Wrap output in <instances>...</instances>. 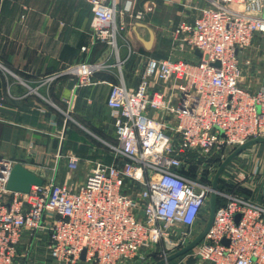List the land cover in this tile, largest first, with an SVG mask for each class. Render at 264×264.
<instances>
[{"label": "built area", "instance_id": "built-area-1", "mask_svg": "<svg viewBox=\"0 0 264 264\" xmlns=\"http://www.w3.org/2000/svg\"><path fill=\"white\" fill-rule=\"evenodd\" d=\"M84 1L93 12L92 44L111 38L108 43L120 62L117 33L125 29V18L143 19L152 8L118 9V0ZM177 2L192 20L181 19L174 27V55L148 58L137 86L123 79L111 84L106 102L115 116L121 158L95 162L77 189L49 180L24 193L7 188L18 162L0 157V264H27L29 244L23 237L43 229L51 256L60 264L166 258L168 248L188 244L212 193L213 181L181 173L189 154L220 157L206 163L203 177L209 180L235 148L264 137V60L257 64L259 59L247 53L255 39H264V0ZM196 49L202 52L199 61L193 58ZM106 65L80 60L63 72L77 77L76 86H88L97 83L94 75ZM253 81L259 85L253 87ZM81 161L71 154L68 169L77 170ZM223 177L237 185L246 175L232 173L227 165ZM220 194L227 200L217 205L196 257L211 264H264V207L219 189ZM178 224L185 228L178 230Z\"/></svg>", "mask_w": 264, "mask_h": 264}, {"label": "crops", "instance_id": "crops-1", "mask_svg": "<svg viewBox=\"0 0 264 264\" xmlns=\"http://www.w3.org/2000/svg\"><path fill=\"white\" fill-rule=\"evenodd\" d=\"M177 1L118 0V9L129 5L136 10L152 8L146 11L143 19L126 17L128 21L121 31L118 48L122 58L119 57L121 61L118 62L117 58L104 57L103 53L91 61L95 44L88 45V42L92 41L93 12L86 1L2 0L0 157L15 159L44 181L55 180L62 184L72 180L67 167V158L71 154L90 164L97 161L111 164L115 158H121L116 149L115 116L106 102L111 84L123 79L128 86H137L145 65L139 72L135 70L141 63L146 64L150 57L174 55L171 41L166 38L169 29L157 25L152 14L161 11L166 4L169 8L181 7L178 11L180 17L176 14L177 22L192 20L190 13L184 11ZM150 29L154 32V39L147 48L142 39H151ZM83 46L89 48L85 54ZM80 60L107 63L95 73L96 84L76 86L77 77L63 72L67 66ZM209 158L211 161L207 160ZM216 158L220 157L215 153L206 159L201 154H189L187 167L181 173L200 181L205 178L206 163ZM228 169L232 173L242 171L246 178L240 184L232 185L224 180L222 173L219 189L264 207V142L243 150L228 164ZM220 184H223L222 189ZM71 185L77 189L80 181H72ZM228 186L235 187L237 193L229 191ZM218 197L222 202L227 200L225 194ZM176 227L184 229L185 225ZM23 242L29 244L27 264H60L51 256L46 230L37 232L34 237L25 235ZM156 261L151 255L135 257L124 264H154ZM80 264L90 263L81 261ZM170 264L211 263L201 259L189 260L185 255Z\"/></svg>", "mask_w": 264, "mask_h": 264}, {"label": "rangeland", "instance_id": "rangeland-1", "mask_svg": "<svg viewBox=\"0 0 264 264\" xmlns=\"http://www.w3.org/2000/svg\"><path fill=\"white\" fill-rule=\"evenodd\" d=\"M175 5V4H174ZM170 6V5H169ZM169 8L166 4L164 6V8L161 11H156L154 14H152V20L155 21V23L157 25H164L165 26V30L169 29L166 38H168L170 41H172V36H173V30L174 27L176 26V24L178 23V18L177 15L180 17V9L181 7H172ZM183 8V7H182ZM179 11V12H178ZM178 12V13H177ZM128 20H126L125 18V22H127ZM90 33H92V27H90ZM91 36V34H90ZM89 36V37H90ZM120 36H121V32L119 31L117 33V46L119 48V42H120ZM111 38H104V39H100V40H96L95 41V45L93 46V51L92 54L95 57L96 55H102V53L104 54V57H110L113 56L114 58H117V56L115 55L116 53V49L115 47H113L112 45H110L108 43V40H110ZM91 40L88 42V45L91 44ZM135 42V41H134ZM253 45H251L250 47L247 48V53L250 55L254 54L256 56V60H258L257 64H262L263 60H264V39L258 38L254 40ZM256 45H258V50L256 49ZM95 49V50H94ZM84 53V52H83ZM85 54V53H84ZM119 57L122 58V53H119ZM177 57H183V58H191V56L188 53H177L176 54ZM82 57V55H81ZM80 57V58H81ZM195 60L200 59V57H193ZM145 64L141 63L139 68H137L135 71L139 72ZM128 67V66H127ZM250 75V74H249ZM253 75V74H252ZM251 75V76H252ZM248 78V76H247ZM253 87H256L259 85V82L257 83V81H255ZM169 118V117H168ZM170 119V118H169ZM84 163V164H83ZM93 164H90L89 161H81V164L79 166V168L75 171H70L72 174V180H70V182L68 183L69 185H71L72 181H80V183H82L86 177L87 172L92 168ZM214 175H211L209 177V180H205V178H201V181H213L214 180ZM223 179V177H220ZM225 180V179H224ZM209 214H210V201L207 203L203 215L201 216L200 220L198 221V223L195 225V227L192 228V233L191 235L187 238V242L190 243L206 226L208 218H209ZM199 232V233H198ZM198 233V234H197ZM197 234V235H196ZM175 235V233H174ZM169 244H173L170 240H169ZM197 246H195L192 250H190L189 252H187L186 254L178 257V258H182L183 256L187 255V257L189 258V260H200V258L196 257V252H197ZM160 248V247H159ZM162 248V246H161ZM182 246L181 245H174L172 248H168L167 252L168 255L176 252L177 250L181 249ZM164 250V249H161ZM154 259L159 260L160 257L158 255L153 256ZM178 258L174 259L177 260ZM150 262V261H149Z\"/></svg>", "mask_w": 264, "mask_h": 264}, {"label": "water", "instance_id": "water-1", "mask_svg": "<svg viewBox=\"0 0 264 264\" xmlns=\"http://www.w3.org/2000/svg\"><path fill=\"white\" fill-rule=\"evenodd\" d=\"M1 3H2V0H0V10H1ZM150 32H151V39L150 40L142 39V42L145 44V46L147 48L152 44L153 39H154L153 30L150 29ZM195 54L198 57L202 56V52L198 49L195 50ZM216 64H219V62H217ZM259 142H264V137L253 138V139L245 142L244 144L238 146L231 153H229L227 155V157L220 164V166L217 169L215 176H214V180L212 183V193H211V197H210V214H209V218H208L207 224L204 227V229L186 246H184L181 249L177 250L176 252L168 255L166 258H162V259L157 260L154 264H166L167 262H170V261L186 254L187 252L192 250L195 246H197L204 239V237L206 236L209 228L211 227V225L214 221V216H215V212H216L217 205H218L219 182H220V177H221L223 171L225 170L227 165L238 154H240L243 150H245L249 146L254 145L256 143H259ZM43 183H44V180L39 175L32 172L31 170H29L28 168H26L22 164L16 163L14 165L11 173H10L8 183H7V188L9 190L15 191V192L28 193V192H30V189L33 185H42ZM239 218H240V214H237V221L239 220ZM223 242L225 244H229V240H227V239H223ZM85 257H86V249H84L82 251L81 259L84 260Z\"/></svg>", "mask_w": 264, "mask_h": 264}, {"label": "trees", "instance_id": "trees-1", "mask_svg": "<svg viewBox=\"0 0 264 264\" xmlns=\"http://www.w3.org/2000/svg\"><path fill=\"white\" fill-rule=\"evenodd\" d=\"M97 58H93V60H91V61H95ZM220 188L222 189L223 188V184L221 185L220 184ZM228 189H229V191H232V192H234V193H237L236 192V188L235 187H231V186H228ZM223 202H222V200H221V198L220 197H218V205H220V204H222Z\"/></svg>", "mask_w": 264, "mask_h": 264}]
</instances>
